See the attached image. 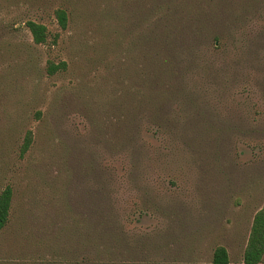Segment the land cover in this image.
I'll use <instances>...</instances> for the list:
<instances>
[{
  "label": "rangeland",
  "instance_id": "obj_1",
  "mask_svg": "<svg viewBox=\"0 0 264 264\" xmlns=\"http://www.w3.org/2000/svg\"><path fill=\"white\" fill-rule=\"evenodd\" d=\"M7 187L0 264H212L218 246L243 264L264 205V0H0Z\"/></svg>",
  "mask_w": 264,
  "mask_h": 264
},
{
  "label": "trees",
  "instance_id": "obj_2",
  "mask_svg": "<svg viewBox=\"0 0 264 264\" xmlns=\"http://www.w3.org/2000/svg\"><path fill=\"white\" fill-rule=\"evenodd\" d=\"M57 22L62 30L67 27V14L63 10L56 11ZM26 27L30 31L33 41L42 44L46 40V27L33 21H27ZM56 66H49L50 72H54ZM31 144V133L28 132L21 152L28 150ZM12 191L4 189L0 194V231L6 226L11 206ZM264 255V205L255 214L249 238L243 254V264H260ZM212 264H230L227 250L218 246L213 252Z\"/></svg>",
  "mask_w": 264,
  "mask_h": 264
}]
</instances>
